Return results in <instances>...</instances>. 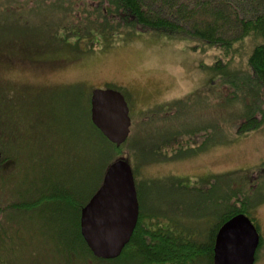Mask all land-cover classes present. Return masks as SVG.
Wrapping results in <instances>:
<instances>
[{
  "label": "rangeland",
  "instance_id": "rangeland-1",
  "mask_svg": "<svg viewBox=\"0 0 264 264\" xmlns=\"http://www.w3.org/2000/svg\"><path fill=\"white\" fill-rule=\"evenodd\" d=\"M63 13L62 3L50 13L42 4L0 0V130L9 136L0 133V206L37 198L61 180L60 173L74 174L79 199H87L104 170L128 154L142 223L192 232L206 244L227 203L239 208L246 202L243 213L262 238L254 264H264V123L230 133L227 124L242 117L245 107L235 104L239 115L221 100L217 107L210 84L216 52L191 40L111 30L91 45L89 38H65L64 30L73 26ZM95 88L120 90L130 109L127 145L116 154L109 146L108 158L102 157L106 151L82 150L72 135L79 128L62 123L71 99L65 95ZM180 99L177 111L172 103ZM213 118L221 119L220 130L202 146V128ZM47 207L41 202L30 211L0 214V264H139L80 259L78 253L65 259L63 250L71 251L74 242L68 240L69 216L58 205Z\"/></svg>",
  "mask_w": 264,
  "mask_h": 264
},
{
  "label": "trees",
  "instance_id": "trees-1",
  "mask_svg": "<svg viewBox=\"0 0 264 264\" xmlns=\"http://www.w3.org/2000/svg\"><path fill=\"white\" fill-rule=\"evenodd\" d=\"M17 1L26 6L42 4L50 13L56 10L57 4L62 3L65 13L62 14V18L67 26H73L72 29L64 30L65 38L75 36L77 41L89 38L91 45H95L94 38L97 39L103 35L110 37V30L118 34H121V31L132 34L150 33L195 41L202 48L216 52L213 65L216 68V76L210 84L214 88L217 107H220L218 104L221 100L227 106H231L230 109L234 106L235 109L229 110L231 113L236 111V115L240 113L236 105L245 107L242 117H234L227 124L230 126V133L244 134L264 123V0ZM48 20L53 22L54 18L50 16ZM88 24L91 25V29ZM58 42L60 40L55 38L53 46L57 47ZM91 93L92 91L84 95L78 91L65 95L66 99L67 97L71 99L64 104L62 123L65 127L71 128L75 125V128H79L72 135L85 152L106 151L108 153L102 157L108 158L111 147L113 154L122 153L127 143L117 147L109 142L93 124L90 116ZM189 97L191 96L186 98ZM183 100L173 102V109L176 107L175 110L178 111L179 108L182 110L183 107L179 106ZM220 120L216 118L209 125L203 126V133L200 134L202 146L209 139V133L215 132L217 128L220 130ZM0 131L6 134L7 138L9 137L5 131ZM221 131L226 135L229 134L226 130L221 129ZM121 158L129 160L128 154L127 157ZM4 159L5 157L2 158ZM105 171L106 169L103 176ZM60 175L61 180L49 186L37 198L20 199L9 205L0 206V214L16 209L30 211L41 202H47L49 209L51 206L58 205L62 214H68L69 220L66 218V221L68 224L70 221L73 228L68 238L70 242L74 241L72 250H63L65 259L66 256L69 258L68 254L73 253H78L80 259L87 258V255L95 257L81 235L80 213L88 198L101 185L103 177L87 199H79L75 191L74 174H69L68 178L62 173ZM53 187L57 188L53 189ZM239 205L227 203L226 212L222 214L220 212L219 224L214 227L216 229H212L210 241L206 244H199L194 236H191L192 232H182L178 229L175 233L171 230L149 227L142 223L143 215L140 213L139 222L129 243L118 258L111 260L117 261L116 263L132 261L139 264H194L197 260L205 258L208 264H212L217 230L231 217L248 209L246 202L238 208ZM261 242L260 245H262Z\"/></svg>",
  "mask_w": 264,
  "mask_h": 264
},
{
  "label": "water",
  "instance_id": "water-1",
  "mask_svg": "<svg viewBox=\"0 0 264 264\" xmlns=\"http://www.w3.org/2000/svg\"><path fill=\"white\" fill-rule=\"evenodd\" d=\"M91 120L117 147L131 132L130 109L119 90H92ZM2 152L0 150V162ZM135 177L126 159L111 163L99 188L81 209L80 231L92 254L100 259L118 258L129 243L140 213ZM260 234L251 218L239 213L217 231L212 264H254Z\"/></svg>",
  "mask_w": 264,
  "mask_h": 264
},
{
  "label": "flooded vegetation",
  "instance_id": "flooded-vegetation-1",
  "mask_svg": "<svg viewBox=\"0 0 264 264\" xmlns=\"http://www.w3.org/2000/svg\"><path fill=\"white\" fill-rule=\"evenodd\" d=\"M139 222V221H138Z\"/></svg>",
  "mask_w": 264,
  "mask_h": 264
}]
</instances>
